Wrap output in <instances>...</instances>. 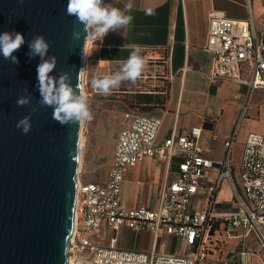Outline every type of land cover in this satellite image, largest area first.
<instances>
[{
  "label": "built area",
  "instance_id": "1",
  "mask_svg": "<svg viewBox=\"0 0 264 264\" xmlns=\"http://www.w3.org/2000/svg\"><path fill=\"white\" fill-rule=\"evenodd\" d=\"M206 49L214 55L210 79L232 81L252 90L264 88V23L258 30L252 17L234 20L213 12ZM126 118L107 181L83 182L78 175L68 264H199L207 258L206 245L215 221L225 224L224 232L230 238L240 230V237L264 236V134L250 133L245 141L238 187L233 175L236 134L225 144V160L216 164L203 155L201 127L179 135L173 132L161 142L162 117L129 113ZM178 155L182 159L177 176L162 185L157 208L123 204L121 192L131 167L147 157L170 165ZM225 179L235 195V206L229 211L220 210L216 199ZM200 201L207 204L204 210L197 205ZM124 228L136 234L149 231L156 243L164 234L177 237L184 251L121 247L116 234ZM242 255L247 259L239 264H252L248 251ZM224 264L233 263L226 260Z\"/></svg>",
  "mask_w": 264,
  "mask_h": 264
},
{
  "label": "crops",
  "instance_id": "2",
  "mask_svg": "<svg viewBox=\"0 0 264 264\" xmlns=\"http://www.w3.org/2000/svg\"><path fill=\"white\" fill-rule=\"evenodd\" d=\"M105 2L123 9L126 0H105ZM133 5L131 12L128 13L132 16V21L126 29L111 31L102 41L87 42L85 57L88 59L89 68L96 67L101 73H107L112 68H120L121 62L130 54L131 49L128 45L141 46V55L147 64L135 82L137 85L144 83L150 88L146 87L142 90L141 86H138V91L115 92L135 94L136 96L133 97L136 100L135 106L151 108L145 114H133L152 115L164 119L159 136L161 142L173 132L179 135L195 127H201L203 132L199 144L203 155L216 164L222 163L227 153L225 144L235 134L234 130L240 114L246 108L245 101L248 102L252 94L257 102L262 101L264 88L252 90L247 85L232 81L210 79L214 55L206 49V44L211 13L219 12L234 20H247L252 17L255 27L260 30L264 23V0H133ZM120 102L124 103L123 100ZM127 114H119V116L117 113L111 114L110 118H114V122L111 126L109 142L104 144L105 140L100 132L91 146L92 160L89 165L97 166L101 172V179L95 182L105 183L108 179L117 138L128 123ZM104 125L100 127L104 128ZM89 126L90 123L85 136L87 143L92 140ZM250 133L264 134V127L258 131H248L244 135L240 162L245 141ZM237 139L238 135L234 149ZM181 159V155H178L168 165L156 158L147 157L131 167L121 192L123 204L129 208L141 206L157 208L160 189L166 181L169 182L177 176V167ZM147 167L150 169L152 179L145 181L138 178L136 184L143 188L141 190L147 188L152 193L150 201L147 199L142 204L136 201L130 205L125 201V186L135 171ZM80 179L83 181V178ZM225 182L228 184L227 192L230 198L219 200ZM236 183L241 187L240 176ZM222 186L216 195L218 207L220 210L229 211L235 206V195L229 179H225ZM242 232L240 230L237 232L238 235L228 237L230 240H237L240 244L243 242L244 246L235 250L226 260L232 261V258L239 254L243 260H246L247 256H243L242 252L248 251L252 264H264V236L259 238L256 233H252L248 237H240ZM138 234L153 239L152 249L177 253L167 251L169 248H161L164 245H160V239L156 243L149 231ZM167 236L173 241L180 240L174 236ZM250 240L256 241L260 249L250 248L248 245ZM120 246L123 247L121 243ZM139 250L151 251L147 248Z\"/></svg>",
  "mask_w": 264,
  "mask_h": 264
},
{
  "label": "water",
  "instance_id": "3",
  "mask_svg": "<svg viewBox=\"0 0 264 264\" xmlns=\"http://www.w3.org/2000/svg\"><path fill=\"white\" fill-rule=\"evenodd\" d=\"M67 2L0 0V34L19 32L25 38L13 53L18 64L0 54V264H68L82 123L61 125L52 119L53 108L38 104L40 57L27 55L28 42L43 35L50 44L48 55L57 57L50 75L67 71L77 84L86 34L66 14ZM73 30L81 31L79 40L72 39ZM28 94L31 103L17 106L16 100ZM25 116L31 117L27 134L17 127Z\"/></svg>",
  "mask_w": 264,
  "mask_h": 264
},
{
  "label": "clouds",
  "instance_id": "4",
  "mask_svg": "<svg viewBox=\"0 0 264 264\" xmlns=\"http://www.w3.org/2000/svg\"><path fill=\"white\" fill-rule=\"evenodd\" d=\"M133 0H126L123 9L107 4L105 0H68L66 14L74 16L76 22L83 25L85 45L88 41H102L111 31L126 29L132 16L128 13L133 8ZM81 31L73 30L72 39L79 40ZM25 43L24 36L19 32L5 31L0 34V54L12 64H18V58L13 55ZM29 58L40 57L37 67V88L40 99L38 104L53 108L52 119L61 125L83 123L92 119L88 99L83 94L80 81L84 69L76 73L77 84L72 85V73L63 71L58 76L50 73L56 69L57 57L48 55L50 44L43 35L34 36L28 42ZM131 49L128 58L121 62L118 71L111 74L97 73L91 80L94 88L103 95H110L113 89L119 88L124 81H135L141 76L147 61L141 55V46L128 45ZM85 54V49L83 48ZM25 92L28 89L25 88ZM31 94L21 96L16 100L17 106H26L31 103ZM37 111L36 108L32 109ZM17 127L27 134L31 129V117L25 116L17 122ZM259 183V182H257Z\"/></svg>",
  "mask_w": 264,
  "mask_h": 264
},
{
  "label": "rangeland",
  "instance_id": "5",
  "mask_svg": "<svg viewBox=\"0 0 264 264\" xmlns=\"http://www.w3.org/2000/svg\"><path fill=\"white\" fill-rule=\"evenodd\" d=\"M84 74L82 78V91L83 94L88 99V104L90 111L92 113V119L90 121H85L82 123V137L84 136V146L80 149V161L81 165L79 166V176L83 178V182H92L99 181L101 179V172L97 166L89 165V162L92 160L91 146L97 139V134L100 132L103 135L105 140L104 144H107L111 136V126L114 122V118H110L111 114L117 113L126 114V113H138L145 114L151 108L149 107H137L136 100L133 98L135 94H125L115 91L127 90V91H138V86H141L142 90L148 87L144 83H139V85L132 83L130 81H124L121 83L119 88L113 89L110 95H103L97 88H94L91 84L92 78L97 74L101 73L98 68H89L88 59L85 57L84 62ZM120 68H112L109 72L102 74H111L118 71ZM84 85V86H83ZM251 96L248 102L245 101L244 106L246 107L240 114V118L236 124L234 133L238 135L236 147L233 151V170L234 177L236 181L240 176V154H241V143L244 139V135L248 131H258L264 127V99L262 101H256ZM120 100H123L124 103H121ZM110 119V121H109ZM125 119V116H124ZM258 123H256V122ZM88 123H90L89 130L91 131L92 140L86 142V134ZM105 124V125H104ZM104 128H101L103 127ZM101 126V127H100ZM101 128V129H100ZM138 178H141L145 181H150L152 179L150 169H144L135 171L130 179L128 184L125 186L124 197L125 201L133 205L136 201L140 204L147 201L151 198V192L146 188L144 191L141 190L142 187L136 184ZM227 183L225 182L222 186V191L219 194V200H227L230 198V194L227 192ZM143 189V188H142ZM198 207L204 210L207 207L205 201L199 202ZM119 237L120 243L123 247L127 249H149L153 248V239H148L146 236L136 234L129 230H122L116 234ZM106 236V233L102 235L103 239ZM169 236H162L160 238V245H164L161 248H169L167 251H173L177 253H183L184 246L181 240H170ZM250 248L254 250L260 249L259 244L256 241H251L248 243ZM243 242L240 244L237 240H230L227 234L220 227L217 231L212 232L210 242L206 245L207 258L204 261H201L199 264H224V261L232 255L235 250H239L243 247ZM206 261V262H205ZM243 261L241 255H235L232 258L233 264H238Z\"/></svg>",
  "mask_w": 264,
  "mask_h": 264
},
{
  "label": "trees",
  "instance_id": "6",
  "mask_svg": "<svg viewBox=\"0 0 264 264\" xmlns=\"http://www.w3.org/2000/svg\"><path fill=\"white\" fill-rule=\"evenodd\" d=\"M222 228L223 231H224V227H225V224L221 221H215L213 224H212V227H211V233L214 232V231H217L219 228Z\"/></svg>",
  "mask_w": 264,
  "mask_h": 264
},
{
  "label": "bare ground",
  "instance_id": "7",
  "mask_svg": "<svg viewBox=\"0 0 264 264\" xmlns=\"http://www.w3.org/2000/svg\"><path fill=\"white\" fill-rule=\"evenodd\" d=\"M84 86V85H83ZM84 92V91H83ZM81 129H82V126H81ZM81 137H82V131H81ZM84 146V137L81 138V141H80V149H82V147ZM80 165H81V161H80Z\"/></svg>",
  "mask_w": 264,
  "mask_h": 264
}]
</instances>
